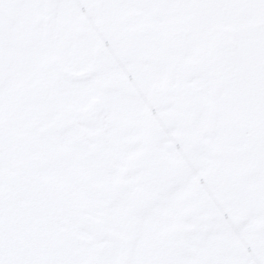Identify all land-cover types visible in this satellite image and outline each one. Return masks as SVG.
I'll return each instance as SVG.
<instances>
[{
  "label": "rangeland",
  "instance_id": "374dc122",
  "mask_svg": "<svg viewBox=\"0 0 264 264\" xmlns=\"http://www.w3.org/2000/svg\"><path fill=\"white\" fill-rule=\"evenodd\" d=\"M0 0V140L14 148L17 68L55 107L72 171L124 192L129 212L158 202L147 233L117 264H264V0ZM214 34L202 64L165 59L155 42ZM230 77L223 93L214 82ZM18 175L0 169L9 218ZM116 247L101 239L97 252Z\"/></svg>",
  "mask_w": 264,
  "mask_h": 264
},
{
  "label": "snow or ice",
  "instance_id": "6c2138e0",
  "mask_svg": "<svg viewBox=\"0 0 264 264\" xmlns=\"http://www.w3.org/2000/svg\"><path fill=\"white\" fill-rule=\"evenodd\" d=\"M157 6L155 0H115L111 5L145 14ZM177 27L178 22L165 29L154 46L169 61L202 64L214 34L184 38ZM29 73L22 59L15 80L19 119L10 155L0 140V169L11 164L18 175L9 218L0 211V264H117L120 246H134L146 235V221L158 202L129 212L126 193L92 187L94 169L72 171L57 155L68 143L66 132L55 125L57 109L33 112L42 101L27 87ZM229 81L228 76L217 79V92L223 93ZM7 86L0 83V90ZM101 239L116 245L106 257L96 249Z\"/></svg>",
  "mask_w": 264,
  "mask_h": 264
}]
</instances>
